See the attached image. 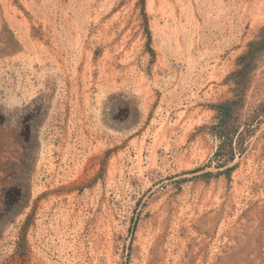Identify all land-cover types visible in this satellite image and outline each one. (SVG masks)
Listing matches in <instances>:
<instances>
[{
	"label": "rangeland",
	"instance_id": "rangeland-1",
	"mask_svg": "<svg viewBox=\"0 0 264 264\" xmlns=\"http://www.w3.org/2000/svg\"><path fill=\"white\" fill-rule=\"evenodd\" d=\"M0 264H264V0H0Z\"/></svg>",
	"mask_w": 264,
	"mask_h": 264
},
{
	"label": "trees",
	"instance_id": "trees-1",
	"mask_svg": "<svg viewBox=\"0 0 264 264\" xmlns=\"http://www.w3.org/2000/svg\"><path fill=\"white\" fill-rule=\"evenodd\" d=\"M18 47L17 43L15 44V46L13 47V50H15L16 48ZM248 54L242 56V59H245L247 58Z\"/></svg>",
	"mask_w": 264,
	"mask_h": 264
}]
</instances>
